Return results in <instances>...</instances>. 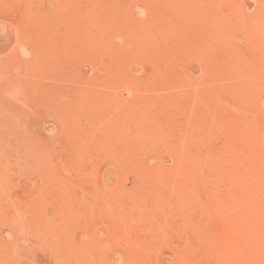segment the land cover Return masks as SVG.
Wrapping results in <instances>:
<instances>
[{"label": "rangeland", "instance_id": "obj_1", "mask_svg": "<svg viewBox=\"0 0 264 264\" xmlns=\"http://www.w3.org/2000/svg\"><path fill=\"white\" fill-rule=\"evenodd\" d=\"M0 32V264H264V0H0Z\"/></svg>", "mask_w": 264, "mask_h": 264}, {"label": "bare ground", "instance_id": "obj_2", "mask_svg": "<svg viewBox=\"0 0 264 264\" xmlns=\"http://www.w3.org/2000/svg\"><path fill=\"white\" fill-rule=\"evenodd\" d=\"M20 1V0H19ZM27 3H28V1H27ZM35 5H36V3H35ZM26 6V5H25ZM22 9V8H21ZM25 9V8H24ZM35 10V9H34ZM35 13V12H34ZM40 14V13H39ZM25 28H27V27H25ZM24 29V28H23ZM1 33V32H0ZM17 38V37H16ZM44 48V47H43ZM43 50H46V49H43ZM12 51H15V52H17V53H19V54H21V55H23V56H28L29 54H30V49H29V46H28V41H27V39H25V38H22V37H19V40L16 42H12L11 40H9V38L5 35V34H3V33H1L0 34V60H2V59H6L8 56V54L9 53H11ZM35 51V50H34ZM41 51H42V49H41ZM43 53H44V51H43ZM12 55H13V53H12ZM40 55V54H39ZM15 56V55H14ZM11 57V56H10ZM18 57V56H17ZM11 58H13V57H11ZM26 58V57H25ZM39 59V58H38ZM8 61V60H7ZM39 61H40V59H39ZM38 61V62H39ZM42 62V61H41ZM0 65H1V63H0ZM14 72H16L15 71V69H14ZM46 72V71H45ZM25 74V73H24ZM40 74V73H39ZM5 78L3 75H1V78H0V104H2V101L3 100H5L4 98H6V97H11V98H13L14 96H15V93H19L20 92V89H22V87L21 86H19V84L17 85L16 84V82L15 81H13V80H11V81H9V82H6L3 78ZM33 77H35V76H33ZM39 77V76H38ZM29 78V77H28ZM36 79H38V78H36ZM22 81V80H21ZM25 81H27V73H26V77H25ZM28 82V81H27ZM20 83H22V82H20ZM28 84V83H27ZM21 85V84H20ZM45 88V87H44ZM29 92V91H28ZM25 94V93H24ZM27 95V94H26ZM24 96V95H23ZM38 99V98H37ZM10 101V100H9ZM8 101V102H9ZM34 102V101H33ZM20 103H21V101H20ZM19 109H21V108H19ZM28 110V109H27ZM18 112V111H17ZM19 112H20V110H19ZM34 113V112H33ZM14 114V113H13ZM23 128V127H22ZM28 129V128H27ZM5 132V131H4ZM23 133V132H22ZM29 146L27 145V148H28ZM26 148V149H27ZM30 150V149H29ZM15 152V151H14ZM25 152V151H24ZM5 153V152H4ZM8 153V152H7ZM7 153H6V155H7ZM4 155V154H3ZM8 156V155H7ZM10 158H11V156H9ZM13 157V156H12ZM34 157V156H33ZM7 157H5V159H6ZM16 159V158H15ZM40 159V158H39ZM38 160V159H37ZM19 161V160H18ZM9 162V161H8ZM10 163V162H9ZM18 163V162H17ZM19 163H21V162H19ZM12 164V163H11ZM16 164V163H15ZM20 165H22V164H20ZM30 165V164H29ZM11 167V166H10ZM24 167V166H23ZM3 168V167H2ZM34 168V167H33ZM32 168V169H33ZM22 169V168H21ZM10 171V170H9ZM8 171V172H9ZM37 171V170H36ZM21 172V171H20ZM25 172V171H24ZM5 176V175H4ZM2 182V181H1ZM0 182V183H1ZM3 185V184H2ZM26 185V184H25ZM12 190V189H11ZM12 192V191H11ZM6 193H8V192H6ZM12 198V197H11ZM9 200V199H8ZM7 201V200H6ZM10 201V200H9ZM9 201H8V203H9ZM12 201V200H11ZM12 203V202H11ZM10 204V203H9ZM11 209V208H10ZM20 214V213H19ZM12 215V214H11ZM21 216V215H20ZM24 217V216H23ZM25 219V218H24ZM12 220V219H11ZM18 220V219H17ZM21 221V220H20ZM7 222H9V221H7ZM21 223V222H20ZM29 224V223H28ZM11 226V225H10ZM32 227V226H31ZM17 229V228H16ZM19 231V230H18ZM23 231V230H22ZM18 233V232H17ZM17 233H15V234H17ZM25 234V233H24ZM19 235V234H18ZM33 236V235H32ZM8 237V236H7ZM8 239H10V238H8ZM14 239V238H13ZM30 239V238H29ZM28 241V240H27ZM11 243H12V241H11ZM25 246V245H24ZM22 247V246H21ZM27 248H29V246L27 247ZM13 249V248H12ZM25 250V249H24ZM13 252V251H12ZM15 252V251H14ZM20 252V251H19ZM18 255V254H17ZM19 256V255H18ZM21 256V255H20ZM26 258V257H25ZM21 262H23V261H21ZM11 264V263H10ZM13 264V263H12ZM15 264V263H14ZM19 264V263H18Z\"/></svg>", "mask_w": 264, "mask_h": 264}]
</instances>
